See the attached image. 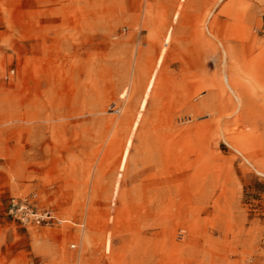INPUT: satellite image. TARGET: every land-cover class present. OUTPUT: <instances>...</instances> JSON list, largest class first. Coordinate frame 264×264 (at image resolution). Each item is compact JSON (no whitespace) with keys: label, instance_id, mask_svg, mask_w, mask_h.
I'll return each mask as SVG.
<instances>
[{"label":"rangeland","instance_id":"374dc122","mask_svg":"<svg viewBox=\"0 0 264 264\" xmlns=\"http://www.w3.org/2000/svg\"><path fill=\"white\" fill-rule=\"evenodd\" d=\"M0 264H264V0H0Z\"/></svg>","mask_w":264,"mask_h":264},{"label":"built area","instance_id":"2783aa9c","mask_svg":"<svg viewBox=\"0 0 264 264\" xmlns=\"http://www.w3.org/2000/svg\"><path fill=\"white\" fill-rule=\"evenodd\" d=\"M24 209L23 206H21V208H17L15 210V212L17 214H19L20 218L24 221V222H30L31 220H34L36 223L40 224L42 221L44 220H50L53 218V214L50 212H45V213H25V215L23 213H21V211ZM14 212V209H13Z\"/></svg>","mask_w":264,"mask_h":264}]
</instances>
